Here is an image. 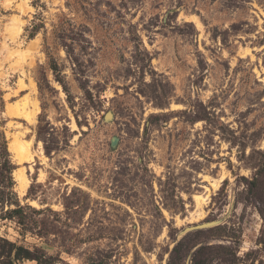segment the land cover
Segmentation results:
<instances>
[{
	"label": "rangeland",
	"instance_id": "rangeland-1",
	"mask_svg": "<svg viewBox=\"0 0 264 264\" xmlns=\"http://www.w3.org/2000/svg\"><path fill=\"white\" fill-rule=\"evenodd\" d=\"M0 130L41 264H264V0H0Z\"/></svg>",
	"mask_w": 264,
	"mask_h": 264
},
{
	"label": "trees",
	"instance_id": "trees-1",
	"mask_svg": "<svg viewBox=\"0 0 264 264\" xmlns=\"http://www.w3.org/2000/svg\"><path fill=\"white\" fill-rule=\"evenodd\" d=\"M50 66L53 73H58V67L55 62H52ZM56 79L60 81L59 78ZM14 168L15 166L7 146V139L4 132L0 130V221L13 220L17 217L18 223L24 224L25 209H29L30 206L21 204L14 191L12 174ZM21 259H36L38 264H41L38 256L34 255L28 247L9 240L0 232V263L13 264L14 260Z\"/></svg>",
	"mask_w": 264,
	"mask_h": 264
},
{
	"label": "bare ground",
	"instance_id": "bare-ground-1",
	"mask_svg": "<svg viewBox=\"0 0 264 264\" xmlns=\"http://www.w3.org/2000/svg\"><path fill=\"white\" fill-rule=\"evenodd\" d=\"M10 111L12 113H14L12 108H10ZM28 118H29V120H32L34 118L33 114H31V116ZM9 148H10V150H12L14 152V154L18 158L19 162L20 161H31L33 159V153L31 151V149L29 148V145L25 144L24 142H20L17 138H14L13 140H11L9 142ZM16 178L18 180L19 191L23 192V190L27 186V180H26V177H25L22 169L16 170Z\"/></svg>",
	"mask_w": 264,
	"mask_h": 264
}]
</instances>
